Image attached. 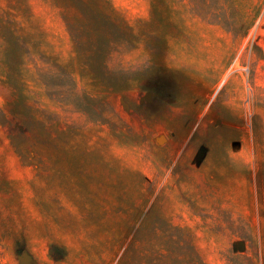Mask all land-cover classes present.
<instances>
[{"label": "rangeland", "instance_id": "1", "mask_svg": "<svg viewBox=\"0 0 264 264\" xmlns=\"http://www.w3.org/2000/svg\"><path fill=\"white\" fill-rule=\"evenodd\" d=\"M0 22V264H264V0H0Z\"/></svg>", "mask_w": 264, "mask_h": 264}, {"label": "trees", "instance_id": "2", "mask_svg": "<svg viewBox=\"0 0 264 264\" xmlns=\"http://www.w3.org/2000/svg\"><path fill=\"white\" fill-rule=\"evenodd\" d=\"M6 27L5 25L0 22V39L4 38V35L6 34ZM93 42L91 48L85 52V57H86V62L90 70L103 82H105L108 86L115 88L116 90L122 91V90H129L135 83H137V80H133L132 84H127L129 83L127 80L123 81H112L108 80V78L105 76L107 75V69L108 65L105 64V61L103 62L102 60V49L100 48L98 44L97 39L91 40ZM79 43H82V40H79ZM3 53V51L0 50V54ZM7 67V68H6ZM9 64L5 63L1 56H0V76L1 77H8L9 75ZM36 75L38 76V80L41 81L43 84H47L46 79L47 76L45 72L41 69L38 68Z\"/></svg>", "mask_w": 264, "mask_h": 264}]
</instances>
